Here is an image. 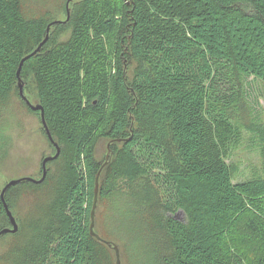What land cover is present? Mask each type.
Instances as JSON below:
<instances>
[{"label":"trees","instance_id":"1","mask_svg":"<svg viewBox=\"0 0 264 264\" xmlns=\"http://www.w3.org/2000/svg\"><path fill=\"white\" fill-rule=\"evenodd\" d=\"M22 1L0 0V127L19 63L47 27ZM76 1L69 39L47 47L49 33L21 69L22 79L32 64L60 151L4 263L111 264L113 250L89 231L105 140L127 165L100 173L97 208L115 199L145 262L264 264V119L251 88L264 84V0ZM244 132L262 164L235 181L227 160ZM0 214L9 224L1 200Z\"/></svg>","mask_w":264,"mask_h":264},{"label":"rangeland","instance_id":"2","mask_svg":"<svg viewBox=\"0 0 264 264\" xmlns=\"http://www.w3.org/2000/svg\"><path fill=\"white\" fill-rule=\"evenodd\" d=\"M67 0H23L21 9L26 17H41L48 25L54 20H65ZM77 0L76 2H78ZM70 3L72 12L78 10V6ZM71 22L58 25L50 29V42L47 47H53L59 43L66 42L71 34ZM133 65V64H132ZM132 66H129V71ZM32 64L25 67L22 77L24 82V95L35 104L37 102L38 87L32 77ZM130 79V75H128ZM252 93L255 94L258 102L257 113L264 119V84L259 81L252 83ZM7 111L2 117L0 127V190L5 184L22 177H41V161L45 156L54 153L53 147L49 144L40 122L39 115L31 112L21 100L16 86L9 96ZM111 153L108 142L100 140L95 148V160L98 164L106 162L105 170L102 169V179H105L110 171L119 164L121 170L126 168L127 162L123 158L120 148ZM109 149V151H108ZM111 157V158H109ZM237 168L235 181L247 180L253 175L262 164L261 150L258 141L248 132L243 133L240 145L236 148L227 160ZM110 164L109 167L107 165ZM101 165V166H102ZM51 175L54 173L56 164H48ZM47 185H33L22 183L11 188L7 192V200L12 214L20 227L23 220L28 216L36 201H40L46 194ZM117 203L114 198L109 197L100 200L95 215V232L105 241L111 242L118 247L120 264H150L145 262L142 256L141 238L130 234V229L121 217L116 213ZM176 218L183 219L182 212L176 214ZM120 220V221H119ZM10 227L3 215L0 214V229ZM130 232V233H129ZM16 234H5L0 237V264L4 254H8ZM111 264H115L114 251L110 252Z\"/></svg>","mask_w":264,"mask_h":264},{"label":"water","instance_id":"3","mask_svg":"<svg viewBox=\"0 0 264 264\" xmlns=\"http://www.w3.org/2000/svg\"><path fill=\"white\" fill-rule=\"evenodd\" d=\"M73 0H67L66 1V18L65 20H54L52 21L51 23H49L46 27V30H45V36L44 38L41 40V42L37 45V47L29 54H27L26 56H24L20 63H19V66L17 68V71H16V78H17V89H18V94L20 96V98L25 102L26 106L32 111V112H38L39 113V117H40V122H41V125H42V128L44 129V132L47 136V139L49 140V142L53 145L54 149H55V153L52 154V155H48V156H45L42 161H41V177L39 179H35V178H32L30 176L28 177H22V178H18V179H12L10 181H8L5 186L0 190V200L2 202V205H3V208H4V211H5V214L9 220V224H10V227H6V228H2L0 229V237L5 235V234H15L17 231H18V228H19V225L16 221V218L15 216L12 214L7 202H6V199H5V193L6 191L19 184V183H22V182H31L32 184H41L45 178H46V175H47V171H48V168H47V164L53 160H55L58 155H59V151H60V148L58 146V143L56 141H54L51 133H50V130L48 129V126L46 124V121H45V118H44V112H43V108L41 106L40 103H31L27 97L24 95V92H23V87H24V82L22 81L21 79V76H20V73H21V69H22V66H23V63L28 60L30 57H32L33 55H35L36 53H38V51L45 45V43L48 41L49 39V33H50V29L53 25L55 24H59V23H66L69 18H70V8H69V5L70 3L72 2ZM125 141H127V139H125ZM118 143H120L121 141L120 140H117ZM109 146V144H108ZM109 151V149H108ZM106 166V162L99 168L96 176H95V186H94V197H93V202H92V208H91V212H90V227H89V231H90V235L93 236L96 240L106 244L109 248H111L114 253H115V258H116V262L115 264H120V254H119V250H118V247L111 243V242H108V241H105L104 239L100 238L98 236V234H96L94 228H95V213H96V208H97V203H98V193H99V176H100V173L102 171V169Z\"/></svg>","mask_w":264,"mask_h":264}]
</instances>
